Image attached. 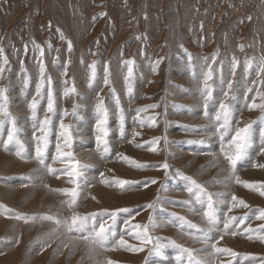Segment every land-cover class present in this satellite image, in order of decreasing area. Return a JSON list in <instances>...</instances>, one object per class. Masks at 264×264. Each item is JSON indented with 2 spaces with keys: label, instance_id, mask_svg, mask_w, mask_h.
Segmentation results:
<instances>
[{
  "label": "rangeland",
  "instance_id": "1",
  "mask_svg": "<svg viewBox=\"0 0 264 264\" xmlns=\"http://www.w3.org/2000/svg\"><path fill=\"white\" fill-rule=\"evenodd\" d=\"M0 48L10 69L0 77V87L7 88L9 112L25 144L21 156L17 145L5 149L0 143V264H176L181 249L172 241L197 250L193 254L206 264H260L264 241L257 237L264 233H249L248 228L264 225L257 219L264 208V153L259 143L264 111L248 105L253 97L261 103L257 93L264 92V0H0ZM126 60H134L131 96L125 84ZM157 60L161 62L153 71ZM93 61L96 77L90 84ZM245 61L253 62L249 71ZM41 63L55 98L47 167L35 158L28 108ZM209 70L214 81L223 76L225 90L231 84L227 97L219 87H214V96L231 104L233 127L252 122L256 138L226 183L230 164L219 154L216 127L204 116L198 91L199 79ZM73 85L75 93L65 96V87ZM47 88L45 83V97L38 105L41 119ZM100 98L109 111L106 155L95 139ZM117 99L125 113L123 135L118 131ZM217 107L210 105V114ZM137 109H145L138 118ZM61 119L71 126L72 147L65 149L72 152L70 161L52 159ZM154 138L159 140L151 144ZM205 138H210L205 145L187 143ZM71 163H77L78 175L65 173ZM187 177L208 193H225L213 196L225 203L218 231L207 243L198 238L207 227L202 216L206 205L196 201V189L187 190ZM117 179L130 183L118 184ZM233 195L252 211L233 207ZM124 208L130 212L118 213L106 239H91V228L79 230L81 217L95 219L98 231L101 223L111 224V211ZM225 216L237 217L227 231ZM135 224L147 225L152 242L141 244L135 235L141 229H133ZM156 242L164 245L163 255L153 250ZM138 247L144 250H131ZM224 248L238 255L215 251ZM182 264H190L186 253Z\"/></svg>",
  "mask_w": 264,
  "mask_h": 264
},
{
  "label": "snow or ice",
  "instance_id": "2",
  "mask_svg": "<svg viewBox=\"0 0 264 264\" xmlns=\"http://www.w3.org/2000/svg\"><path fill=\"white\" fill-rule=\"evenodd\" d=\"M69 51H71V43L69 42ZM187 53V50H184ZM3 48H0V77L3 76L4 72L7 69V66L9 64L8 58L3 55ZM43 56V51L41 50V57ZM188 58L191 61L192 60V54L188 53ZM163 59V58H161ZM161 60H157L152 65L153 71H155L158 68L159 63ZM70 63V61H69ZM124 64L127 65V76L125 77V84L127 87V92L129 96L133 93V64L134 60H126L124 61ZM238 62L234 61V68L238 67ZM96 66L97 61H93L89 65L90 69V77H89V83L91 84V81L95 79L96 77ZM253 66V62L245 61V67L249 71L251 67ZM259 67L258 65H256ZM21 71L23 72V67L21 68ZM45 73V67L41 63L40 66V80L36 84V95L32 97L31 102L28 104V108L31 113V120L33 123V133H32V139L35 143V158L38 160V162L44 166L45 165V159H46V152L49 145V136L50 132L52 131L53 127V121L52 116L49 114H53L55 112V98L53 94L52 89V82L50 78L45 79L44 76ZM65 75L67 74V67H65ZM213 72L211 70L203 73L202 80L199 79V94L201 99L203 100V109H204V116L206 118H209L212 120L213 124L216 127V136H218L220 140V151L219 154L226 159L230 164V170H229V176L225 177V183L227 180L231 177V175L235 172L236 166L239 161L243 160L245 157L249 155V149L253 146L254 143H256V138L254 135V131L252 129L251 123L248 122L245 123L243 127L236 126L233 127L232 120H233V110L231 108L230 103H224V102H218L216 97L214 96V87H219L222 93L227 97L228 92L231 90V84L227 85V90H225L224 85L225 81L223 79V76L221 75L219 77L218 82L213 80ZM109 72L108 67L105 65V79L104 84L108 85L110 83L109 80ZM193 79H197L195 72L193 73ZM25 87H27L28 79H24L23 81ZM45 83H47V93H46V99H47V107L45 110V114L43 118L41 119L38 116V105L40 103V100L45 97L44 92V86ZM68 82L65 81V84ZM76 88L73 85L72 87H65L64 89V95L68 96L71 93H75ZM260 96L261 103L257 104L255 102V97H253V102L248 105L250 109L260 108L262 111H264V92H258L257 93ZM231 98H235L234 96ZM210 105H218L216 108L215 114L212 115L209 112V106ZM117 107L119 108V101L117 99ZM147 107L155 108L157 105H149ZM95 110L97 113V120H96V144L97 148H101L102 146V153L101 155H106L110 152V147L108 144L107 137L109 136V127H108V118H109V111L105 107L102 98L98 99L97 104L95 105ZM145 109H137V118L139 117V113L144 111ZM64 115H68L67 111L64 112ZM141 124H143V120L140 121ZM125 113L122 108H119V122H118V131L121 133V135L124 134L125 131ZM59 133L57 136V143L55 145V155L52 159L54 160H71L72 159V152L66 151L65 149H71L72 147V132H71V126L66 125L63 122V119H61V122L59 124ZM22 132V129L18 127L17 125V119L11 115L9 112V96L7 94V88L6 87H0V143H3L5 149L8 148L10 144H15L18 146L17 155H24L25 154V144L23 141L20 140L19 136ZM38 133V134H37ZM139 135V133H134L133 136ZM6 136V139H3ZM159 138H154L151 141V144L158 142ZM210 138L201 139L199 141H188L187 143H194L199 145H205L208 143ZM259 143L261 147V152L264 153V128H261L259 132ZM139 146V145H138ZM78 163V162H77ZM77 163H71L69 167H67L65 173L68 176L78 175L77 171ZM163 167L167 168V164L163 165ZM75 170V171H73ZM53 171H57L53 169ZM190 181V187H188V191L192 192L193 189H196V201L201 205L205 206L202 216L207 222L206 228H201V236L198 238L204 242H209L212 240L213 234L218 231V225L221 222V216H220V206L225 203L223 199H216L213 200V196L216 197H222L225 195V193H208L206 190L198 184L195 180H193L191 177H187ZM153 183L155 181H152ZM116 183L127 185L130 182L128 181H122L117 179ZM246 187H249L247 182H243ZM250 187H255L254 185H251ZM260 187L264 188V185H261ZM65 194L69 197L73 196L74 193L70 190H64ZM261 195H264V192H261ZM232 200L235 202L232 206H243L249 208V206L242 200L236 197L235 195L232 196ZM71 201H65V203H70ZM188 203H191L190 201ZM147 207H152L151 204L147 205ZM252 210L249 208V212ZM121 212H130V209L124 208V209H116L109 213L111 216V224H105L101 223L99 226V230L97 231L96 228V221L95 219H92L91 222H89V218L81 217L79 218V230L82 232H87L88 229H92V232L90 233L91 239H106L107 238V230L112 225L116 223V218L118 213ZM259 215L257 216V219L264 220V208L258 210ZM92 217H95L96 214H91ZM247 215L243 218L247 219ZM151 219V217H150ZM183 219V218H181ZM237 217H227L225 216V219L223 221L224 224V230L227 231L230 227V222L235 221ZM188 223L191 227H197L196 225H192L190 221H185ZM243 222V221H242ZM133 229H141V232H136V238L141 242V244L145 242H152L151 237L147 233V225H139L135 224L132 225ZM248 232H257V233H264V225H261L260 227L256 229H252L251 227L248 228ZM115 235V233H113ZM252 238L251 236L249 237ZM258 239L264 241V235H259L257 237ZM220 239H223V236H220ZM173 245L181 249V255H177L175 257L176 264H182V256L184 253L187 254L190 264H206L205 260L197 259L196 256L193 254L197 250L193 249H185L181 245H177L175 241L171 242ZM214 247V244L212 245ZM130 247V246H129ZM164 245L160 243H155L153 250L157 253L163 255L162 249ZM132 251H143V247H138L135 249H131ZM217 252H223V253H231L234 257H236L238 254L230 249H215ZM260 264H264V258H261Z\"/></svg>",
  "mask_w": 264,
  "mask_h": 264
},
{
  "label": "bare ground",
  "instance_id": "3",
  "mask_svg": "<svg viewBox=\"0 0 264 264\" xmlns=\"http://www.w3.org/2000/svg\"><path fill=\"white\" fill-rule=\"evenodd\" d=\"M110 198V197H109Z\"/></svg>",
  "mask_w": 264,
  "mask_h": 264
}]
</instances>
